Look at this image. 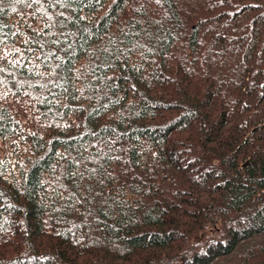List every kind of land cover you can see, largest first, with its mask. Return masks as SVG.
I'll return each instance as SVG.
<instances>
[{
    "label": "trees",
    "instance_id": "trees-1",
    "mask_svg": "<svg viewBox=\"0 0 264 264\" xmlns=\"http://www.w3.org/2000/svg\"><path fill=\"white\" fill-rule=\"evenodd\" d=\"M0 264H264V0H0Z\"/></svg>",
    "mask_w": 264,
    "mask_h": 264
}]
</instances>
